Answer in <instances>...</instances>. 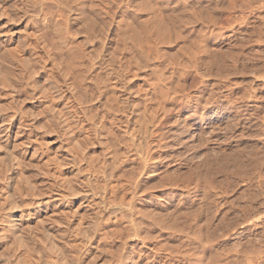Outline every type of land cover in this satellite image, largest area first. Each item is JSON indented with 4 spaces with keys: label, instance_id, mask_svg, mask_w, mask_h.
Listing matches in <instances>:
<instances>
[{
    "label": "rangeland",
    "instance_id": "1",
    "mask_svg": "<svg viewBox=\"0 0 264 264\" xmlns=\"http://www.w3.org/2000/svg\"><path fill=\"white\" fill-rule=\"evenodd\" d=\"M77 8L76 46L82 23L99 25L126 66L135 122L117 105L121 90L100 85L91 115L105 128L89 146L99 222L89 221V253L78 262L69 254V264H264V0ZM51 9L47 24L65 26L63 11ZM41 251L52 264L43 241Z\"/></svg>",
    "mask_w": 264,
    "mask_h": 264
},
{
    "label": "bare ground",
    "instance_id": "2",
    "mask_svg": "<svg viewBox=\"0 0 264 264\" xmlns=\"http://www.w3.org/2000/svg\"><path fill=\"white\" fill-rule=\"evenodd\" d=\"M81 1L0 0V264H42V241L52 264L89 253L98 183L89 146L105 128L91 112L106 81L121 90L113 92L117 105L135 122L126 66L106 49L99 25L82 23L76 46L70 19ZM52 7L63 11L65 26L57 18L47 24Z\"/></svg>",
    "mask_w": 264,
    "mask_h": 264
}]
</instances>
